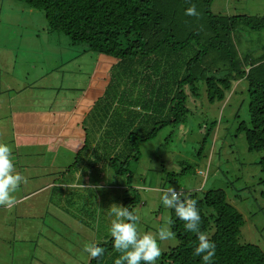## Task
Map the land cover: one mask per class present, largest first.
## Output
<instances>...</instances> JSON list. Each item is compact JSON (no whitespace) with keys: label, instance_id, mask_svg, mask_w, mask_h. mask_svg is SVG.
<instances>
[{"label":"rangeland","instance_id":"374dc122","mask_svg":"<svg viewBox=\"0 0 264 264\" xmlns=\"http://www.w3.org/2000/svg\"><path fill=\"white\" fill-rule=\"evenodd\" d=\"M211 8L216 15L264 16V0H212ZM46 31L42 12L21 2L0 0V143L10 147L16 171L27 179L12 193L15 202L21 198L15 209L19 217L4 218L0 224V264H88L85 246L111 239L110 206H122L128 186L140 200L133 209L140 236H155L162 228L171 231L172 209L160 199L169 186L182 193V199L188 193L222 190L244 217L239 242L264 252V184L258 164L262 154L248 151L240 130L242 124L249 125L246 82L234 85L221 101L207 100L204 91L196 99L189 98L190 112L180 124L161 128L155 138L138 144V159L128 164L129 176L116 175L88 154L85 162L90 165L77 179L74 168L80 169L81 161H73L75 144L67 145V132L56 136L62 125H57V116L48 115L49 108L59 111L58 117L64 114L61 118L68 122L78 107L76 100L86 98L98 59L91 54L78 56V48L70 47L65 36ZM234 37L241 42L240 50L252 56L264 45L263 32L240 30ZM116 63H102L110 69L104 92L112 80V95L126 86L119 75L110 77ZM128 87L134 90L130 83ZM32 115L43 120V129L51 134L48 139L32 138L36 137L29 127ZM82 125L96 132L99 119ZM153 125L145 124V129ZM126 135L119 141L125 142ZM84 139L85 135L77 137L80 143ZM120 146L110 145V150L119 155ZM89 176L95 187L82 185L89 184L85 180ZM158 245L163 254L177 242L172 236L158 240Z\"/></svg>","mask_w":264,"mask_h":264},{"label":"trees","instance_id":"16d2710c","mask_svg":"<svg viewBox=\"0 0 264 264\" xmlns=\"http://www.w3.org/2000/svg\"><path fill=\"white\" fill-rule=\"evenodd\" d=\"M14 1L42 12L46 33L65 36L70 47L78 48V56H105L117 62L110 77L119 75L126 81L120 94L112 95L111 80L108 90L84 117L83 123L96 118L99 125L96 132L93 128L84 130V142L73 159L81 161V168H74L75 175H82L90 165L85 162L87 155L93 154L116 175L129 176L128 164L130 159H138V144L155 138L161 128L180 124L190 112L186 105L189 98L196 99L204 91L207 100L221 101L234 85L245 81L249 125L242 124L240 130L248 151L262 154L258 164L264 184V45L252 56L240 50L241 42L234 37L240 30L264 33V16L216 15L212 0ZM192 6L197 15H186ZM129 83L134 90L129 89ZM35 116H31L29 127L37 135L43 128ZM143 123L154 125L146 130ZM125 135L126 141H119ZM110 145H121L122 152L118 155ZM87 173L83 176L88 177ZM125 193L122 207L133 211L140 202L138 194L129 186ZM183 199L197 201L200 231L215 244L213 264H264L260 248L239 242L244 217L228 202L225 192H194ZM171 232L177 245L164 251L157 264H202L201 256L193 254L197 235L185 230L174 209ZM98 246L105 249L103 255L90 257L88 264H114L120 253L113 249L111 239Z\"/></svg>","mask_w":264,"mask_h":264},{"label":"clouds","instance_id":"9594fccd","mask_svg":"<svg viewBox=\"0 0 264 264\" xmlns=\"http://www.w3.org/2000/svg\"><path fill=\"white\" fill-rule=\"evenodd\" d=\"M185 14L197 15L195 6L186 9ZM21 183H27V179L16 171L10 147L0 143V205L11 206L15 203L12 193L16 192ZM160 199L164 206L174 209L176 217L184 222L186 231L197 235L198 245L193 254L201 256L202 264H213L215 244L207 233L200 231L201 217L196 207L197 201L182 199V193L171 186L162 192ZM109 214L114 218L110 222L108 235L113 249L120 253L114 264H157L162 255L158 240H168L173 233L162 228L155 236L151 233L140 236L137 231L138 217L128 207L112 205ZM84 251L95 259L103 255L105 249L96 243H89Z\"/></svg>","mask_w":264,"mask_h":264},{"label":"crops","instance_id":"0c3cea01","mask_svg":"<svg viewBox=\"0 0 264 264\" xmlns=\"http://www.w3.org/2000/svg\"><path fill=\"white\" fill-rule=\"evenodd\" d=\"M98 61H97V67L94 68V71H93V74H92V77H91V80L89 81V85H88V93L86 96L85 99H83L81 102H79L78 100H76L77 102L74 104V105H78V107L75 109V111L73 113H70L69 114V121L68 122H64L62 120V116L64 114H61L60 117H58V114H53L51 112H49L48 115H55L57 116L56 117V120L57 121V125H62V129L60 131V133H57L56 136L58 135H61V133H64V132H67L65 134V136L67 135V137L69 138L68 142H67V145L71 146L70 144H75V145H72L71 147L75 148L73 151H78V149L82 146L83 143H80V141H77V137L79 139H81L85 134H84V130L86 129L85 127L81 128V124L84 125V117L86 116L87 113H89V111H91L93 105L95 104V102L100 99L103 94H104V79H105V76L107 73L110 72V69H106L102 67V63H105L106 64V61L109 60L110 64H112L114 61H112L111 59H109L108 57H105V56H99L98 58ZM67 90H70V91H73V92H77L78 89L76 90H73L71 88H68ZM80 91V90H79ZM84 95V94H83ZM51 106V105H50ZM49 111H52L51 108H49ZM83 112V113H82ZM83 115V117H82ZM83 119V121H82ZM40 121V124H41V127L44 128L43 126V120H38V122ZM61 121V122H60ZM82 125V126H83ZM78 134H81V135H78ZM49 131L48 129H43L40 133H38L36 135V138H49ZM61 136H64L61 135ZM64 151H68L67 149H62ZM22 151H20L21 153ZM30 165V163L28 164ZM36 165H34L35 167ZM26 169H31V168H26ZM77 176V179L80 177L79 174L76 175ZM91 180L88 179V182L89 184H87L86 182H83L84 186L86 185H89V186H93L95 187V185H93L91 182ZM55 185V184H54ZM36 190H34V192H32L31 194L35 193ZM29 194V195H31ZM27 195V196H29ZM25 196V197H27ZM21 200L18 199L16 200V202L11 205V206H7V209L6 207H3L2 209L0 208V224L5 222V220H3L4 218H9L10 216L12 217H19V213L17 212V210H15L17 208V206H19V201ZM13 207V209H12Z\"/></svg>","mask_w":264,"mask_h":264}]
</instances>
